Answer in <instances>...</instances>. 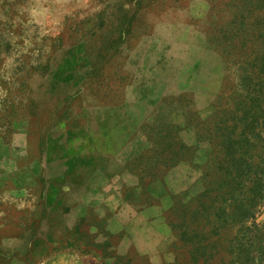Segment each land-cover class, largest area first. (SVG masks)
<instances>
[{
	"label": "rangeland",
	"instance_id": "obj_1",
	"mask_svg": "<svg viewBox=\"0 0 264 264\" xmlns=\"http://www.w3.org/2000/svg\"><path fill=\"white\" fill-rule=\"evenodd\" d=\"M134 153L161 251L128 240ZM0 264H264V0H0Z\"/></svg>",
	"mask_w": 264,
	"mask_h": 264
},
{
	"label": "crops",
	"instance_id": "obj_2",
	"mask_svg": "<svg viewBox=\"0 0 264 264\" xmlns=\"http://www.w3.org/2000/svg\"><path fill=\"white\" fill-rule=\"evenodd\" d=\"M138 155L139 153L129 155L128 161H125L124 171L115 173L118 180L121 178L120 184L117 185L118 191L127 190L126 197H122V204L137 210L135 219L129 222L132 229L128 225L130 228L127 232L128 240L134 243L137 239L141 240V235L150 236L153 239L161 238L157 239L159 241L158 246H160L158 250L161 251L165 242L170 240L172 225L170 222L171 199L169 184L165 175L166 168H164L163 161H160V157L145 158ZM108 175L112 174L105 176ZM148 178L150 179L147 180ZM139 190L142 192L141 195L149 196L148 199L141 198V195L138 197L139 194L136 192ZM146 202H151L155 208L147 205ZM144 205L145 208L138 211ZM85 207H81V210L86 213L89 211V206Z\"/></svg>",
	"mask_w": 264,
	"mask_h": 264
},
{
	"label": "trees",
	"instance_id": "obj_3",
	"mask_svg": "<svg viewBox=\"0 0 264 264\" xmlns=\"http://www.w3.org/2000/svg\"><path fill=\"white\" fill-rule=\"evenodd\" d=\"M170 222H171V224L173 223V220H172V218H170ZM174 224V223H173Z\"/></svg>",
	"mask_w": 264,
	"mask_h": 264
}]
</instances>
